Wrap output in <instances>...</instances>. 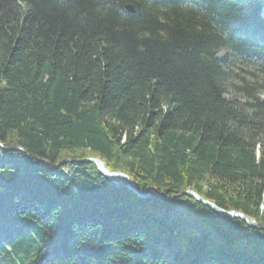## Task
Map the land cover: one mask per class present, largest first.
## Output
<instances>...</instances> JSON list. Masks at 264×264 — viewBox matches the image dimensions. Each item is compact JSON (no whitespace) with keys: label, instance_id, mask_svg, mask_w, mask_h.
<instances>
[{"label":"trees","instance_id":"obj_1","mask_svg":"<svg viewBox=\"0 0 264 264\" xmlns=\"http://www.w3.org/2000/svg\"><path fill=\"white\" fill-rule=\"evenodd\" d=\"M263 6L0 0V264H264Z\"/></svg>","mask_w":264,"mask_h":264},{"label":"water","instance_id":"obj_2","mask_svg":"<svg viewBox=\"0 0 264 264\" xmlns=\"http://www.w3.org/2000/svg\"><path fill=\"white\" fill-rule=\"evenodd\" d=\"M128 9L131 12H135L134 8L132 6H129ZM0 147L3 149H7L5 148L1 143H0ZM21 151H23V149H20ZM88 161H91L92 163H94L98 169L100 170L101 173H103L104 175H106L108 178L111 179V176H116L119 177V181L122 183H125L132 191L136 192L139 196L143 197L135 188L134 183L132 182L131 178L128 176V174H126L125 172L122 171H110L104 164L103 161L97 159V158H89L87 159ZM151 192L157 193V191L155 189H152ZM190 192L191 195H193V197L198 200L201 203L207 204L210 207H212L213 209H215L216 211H218L221 215H227L229 217H234V218H240L243 221L247 222L250 226L252 227H257V225L254 223V220L248 218L247 216H245L243 213L240 212H236V211H226L223 208L219 207L218 205H216L215 203L207 200V199H203L201 198L197 192H195L194 190L191 191H187ZM160 198L162 199H167L166 196L164 195H160Z\"/></svg>","mask_w":264,"mask_h":264},{"label":"rangeland","instance_id":"obj_3","mask_svg":"<svg viewBox=\"0 0 264 264\" xmlns=\"http://www.w3.org/2000/svg\"><path fill=\"white\" fill-rule=\"evenodd\" d=\"M223 55H224L223 52L220 53V56H223ZM262 97L264 98V95H262ZM119 182H120V181H119ZM181 213H182L181 208H178L177 210L173 211V212L169 215V217H170V218H172V217H176V216H179ZM254 223H255V221H254ZM255 224H256V223H255ZM187 225H188L189 227H192V228L196 229V230H197L198 232H200V233H202L203 230H204L202 224H201L197 219H195L194 217H190V218L188 219V221H187ZM216 241H217V237L214 236V243H215Z\"/></svg>","mask_w":264,"mask_h":264},{"label":"bare ground","instance_id":"obj_4","mask_svg":"<svg viewBox=\"0 0 264 264\" xmlns=\"http://www.w3.org/2000/svg\"><path fill=\"white\" fill-rule=\"evenodd\" d=\"M111 179L114 181H119V177H116V176H111Z\"/></svg>","mask_w":264,"mask_h":264}]
</instances>
